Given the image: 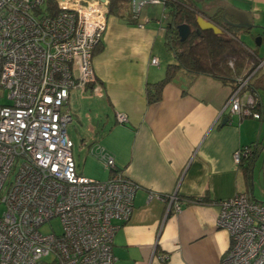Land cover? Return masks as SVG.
I'll list each match as a JSON object with an SVG mask.
<instances>
[{
	"label": "crops",
	"instance_id": "0c3cea01",
	"mask_svg": "<svg viewBox=\"0 0 264 264\" xmlns=\"http://www.w3.org/2000/svg\"><path fill=\"white\" fill-rule=\"evenodd\" d=\"M177 1L221 25L223 7L240 14L252 28L226 26L227 31L254 60L264 57V0H208L206 7ZM143 4L134 12L131 0L113 2L91 61L95 84L70 89L64 112L80 126L75 131L88 157L94 158L89 146L103 147L124 177L138 185L129 218L117 221L116 264H218L229 244L226 231L216 226L220 201L238 192H250L254 200L264 196V87H258L260 119L228 116L235 69L227 71L226 80L181 71L148 103L146 87L175 61L164 68L158 56L170 6L152 3L161 6L158 15L142 12ZM252 29L261 37L248 48L235 35ZM247 145L253 151L235 163L233 153ZM94 174L97 180L111 176L106 170Z\"/></svg>",
	"mask_w": 264,
	"mask_h": 264
},
{
	"label": "built area",
	"instance_id": "2783aa9c",
	"mask_svg": "<svg viewBox=\"0 0 264 264\" xmlns=\"http://www.w3.org/2000/svg\"><path fill=\"white\" fill-rule=\"evenodd\" d=\"M45 1L0 0V97L8 100L0 103V264H116L117 221L129 218L138 185L98 145L89 153L111 176L77 174L66 132L71 116L63 111L70 89L95 84L92 50L106 26L105 0H55V14ZM255 61L236 76L228 116L261 118L250 84L264 59ZM251 152L238 149L234 162ZM219 207L216 226L229 244L218 264H264V202L238 192ZM52 218L60 231L41 232Z\"/></svg>",
	"mask_w": 264,
	"mask_h": 264
},
{
	"label": "trees",
	"instance_id": "16d2710c",
	"mask_svg": "<svg viewBox=\"0 0 264 264\" xmlns=\"http://www.w3.org/2000/svg\"><path fill=\"white\" fill-rule=\"evenodd\" d=\"M115 0H109L108 12L111 11V5ZM45 7L50 13H57L55 0H46ZM171 22L167 25V44L173 50L175 62L166 67L165 76L156 83L146 87V96L148 103L157 101L160 98L162 87L169 81L175 80L181 71L192 74L209 75L221 80L229 78L226 73L228 70L235 69L236 74L233 79L235 84L236 76L240 75L242 69L248 66H254L255 60L241 45L232 37L226 34H215L211 30L196 33L197 28L195 12L189 7L177 1L171 5ZM188 23L192 27L190 34L181 41L176 26L180 23ZM225 35L227 37H225ZM169 39V40H168ZM174 40L175 48L172 46ZM169 42V43H168ZM97 45V44H96ZM95 45V47H96ZM95 47L92 50V57L95 53ZM234 55V66L228 64V55ZM237 70L239 72H237ZM260 71L253 76L250 88L258 95V87H264V76H258ZM259 96V95H258ZM255 145V144H254ZM248 146V145H247ZM252 148L254 147L249 145ZM116 170L117 169L116 167ZM111 173V171H109Z\"/></svg>",
	"mask_w": 264,
	"mask_h": 264
},
{
	"label": "rangeland",
	"instance_id": "374dc122",
	"mask_svg": "<svg viewBox=\"0 0 264 264\" xmlns=\"http://www.w3.org/2000/svg\"><path fill=\"white\" fill-rule=\"evenodd\" d=\"M207 1L208 0H200V1H196V3L199 5V7H206ZM211 1L215 2L217 0H211ZM145 9H148L150 14L161 15V13H162L161 12L162 11L161 6L156 5V4H152V3H144L142 6V12ZM257 37H261V36L259 35V33L255 29H252L249 33H246V34H238L237 33L235 35V38L237 39V41L245 44V46L248 48L249 47L252 48L250 43L255 42ZM173 42H174V40H172L171 43H172V46L175 48L176 45ZM169 45L167 44V36L165 37V39H163V41L159 45L158 56H159L160 62L164 68L168 64L165 62H174L175 61V56H174L173 50L171 48H169ZM261 58H264V57H261ZM262 93H264V90H260L261 95H262ZM0 94H1V90H0ZM0 103H8V100L5 97V93H3V95H1ZM64 106H63V111H65ZM76 128L80 129V126L75 122H70L66 126L67 135L69 136V138L73 142L72 158H73L75 166H76L77 174L91 178L93 176L95 177L94 173H97V171H99V172L103 171V173H104L105 172L104 166L100 162H98L95 158H90L87 156V148H86L87 146L82 144L79 141L77 132L75 131ZM10 176L11 177L13 176V171L10 174ZM8 181H9V179L7 180V182ZM261 197H262V199H260V197H258V195H257L258 199H256V200L258 202H264V196L261 195ZM2 211H3V206L0 205V214L2 213ZM60 227L61 226H60L59 219L58 218H52L49 222H46L45 224H43L40 227V231L43 233L51 232V230H53L55 232H59Z\"/></svg>",
	"mask_w": 264,
	"mask_h": 264
},
{
	"label": "water",
	"instance_id": "95a60500",
	"mask_svg": "<svg viewBox=\"0 0 264 264\" xmlns=\"http://www.w3.org/2000/svg\"><path fill=\"white\" fill-rule=\"evenodd\" d=\"M193 1H200V0H193ZM148 2H149L148 0H131L133 11L137 12L138 8L143 3H148ZM220 9L221 8H217L214 12V15L218 14ZM193 10L196 13V18H195V22L197 26V28L195 29L196 33H201L202 31H206V30H211L215 34L225 33V29L223 25L214 21L211 17L204 15L203 12L200 10H197L196 7ZM221 10L223 11L221 13L223 24L234 27V28H242V29H245L246 31L252 28V24L249 25L245 22H242V17L240 16V14L234 13V12H228L225 7H223ZM227 15L233 17V19H229ZM176 31H177V34L180 40L183 41L192 31V27L190 24L184 22L176 26ZM227 119L228 117H225L224 121L226 122Z\"/></svg>",
	"mask_w": 264,
	"mask_h": 264
},
{
	"label": "flooded vegetation",
	"instance_id": "af4514ba",
	"mask_svg": "<svg viewBox=\"0 0 264 264\" xmlns=\"http://www.w3.org/2000/svg\"><path fill=\"white\" fill-rule=\"evenodd\" d=\"M149 1V0H148ZM150 2V1H149ZM177 2V0H166V1H164L163 3H162V6L163 7H166V6H170V10H169V12H171V5L173 4V3H176ZM105 7H106V9H107V12H106V14L108 13V7H109V0H105ZM171 15V17H172V14H170ZM163 16L165 17V13H163ZM225 25V24H224ZM223 25V27H224V29H225V33L224 34H226V35H229L230 37H234V35L232 34V32H228L227 31V25H225L224 26ZM228 28H231V29H233L234 27H231V26H228ZM231 59V57L230 58H227V60H230ZM234 59V58H233ZM235 60V59H234Z\"/></svg>",
	"mask_w": 264,
	"mask_h": 264
}]
</instances>
